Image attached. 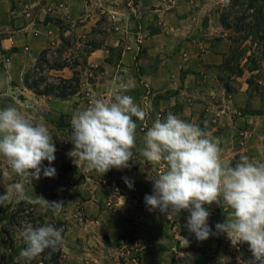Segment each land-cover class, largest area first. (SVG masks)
<instances>
[{"label": "crops", "instance_id": "obj_1", "mask_svg": "<svg viewBox=\"0 0 264 264\" xmlns=\"http://www.w3.org/2000/svg\"><path fill=\"white\" fill-rule=\"evenodd\" d=\"M130 1L137 3V9L132 10L138 13V21L127 17L131 11ZM167 5L168 0H0V32L15 40L16 49L11 51L8 40L0 37V47L11 60L7 68H0V94H7L10 98L9 81L14 79L21 83L30 68V62L20 60L25 49L38 56L57 43L62 45L63 40L68 41V34L72 35L73 42L81 40L78 46L85 49L90 71L102 68L100 78L81 84V87H87L86 96L81 97L79 91L68 100L48 97V103H40L50 112L46 118L39 116L37 123H44L53 135L57 151L51 167L55 168L56 175L45 178L41 174V178L34 181L30 178L28 191L30 195L37 192L44 196L49 194L52 197L49 201L64 202L63 209L59 215L54 214V219L67 227L63 246L65 264L111 261L124 247L125 241L132 237H139V242H143L140 264H247L253 258L245 250L233 257L229 255L230 249L224 244L226 234L197 240L184 227L189 215L187 211L166 218L158 211L150 212L146 208L144 197L152 193L151 179L167 170L166 162L154 164L142 156L140 150L145 147L146 131L157 118L163 119L169 112L202 128L204 114L211 110L206 96H215L217 66L223 55L229 52L227 45L224 50L210 47L208 39H205L208 42L205 48L202 43L206 36L200 34L192 40H185V32L175 29L189 27L190 21L168 19L176 12L168 11ZM111 14L118 17L113 24L115 31L98 32L97 28L105 27L106 15ZM156 14L163 18L155 19ZM64 27L70 30H64ZM94 30L97 33H93ZM89 44L99 47L89 54L86 53V49H92ZM112 49L120 53L117 71L113 69L114 64L107 62ZM185 54L188 60L184 59ZM138 59L144 61L142 73L136 67ZM157 60L172 63L163 62L158 68H152L151 61ZM66 70L57 72L65 73ZM121 79L125 82L131 80V86L124 94L133 97L147 113L143 121L133 117L137 124L133 161H129L128 168H113L104 175L95 170L88 171L69 141L71 117L76 111L87 108L93 99L114 100L110 89ZM239 80H246L245 76ZM145 87L153 90L154 95H144ZM248 90L246 83L243 84L242 93L235 98L248 95ZM256 100L235 102L239 108L250 106L255 111L263 110L264 103H255ZM10 105L14 106L7 102L5 108ZM219 108L218 126L222 131L214 138L220 141L222 160L231 165L236 157L245 153L250 160L264 162V129L260 127L264 123V114L233 117L221 105ZM243 124L248 125L246 133L241 129ZM244 134L250 139L248 148L242 151L238 142ZM43 166H49L48 162L44 161ZM124 177L133 182L131 189L125 184ZM205 207L211 213L208 223L213 232L215 225L223 223L232 212L223 203ZM133 245L136 246V242Z\"/></svg>", "mask_w": 264, "mask_h": 264}, {"label": "clouds", "instance_id": "obj_2", "mask_svg": "<svg viewBox=\"0 0 264 264\" xmlns=\"http://www.w3.org/2000/svg\"><path fill=\"white\" fill-rule=\"evenodd\" d=\"M131 83L130 79H121L110 89L114 100L93 99L87 108L71 117L69 141L88 171L104 175L113 168H128L129 161H133L137 129L133 117L143 121L147 113L133 97L124 94ZM144 141L142 156L150 163L166 162L167 168L151 179L152 193L144 197L147 210L158 211L166 218L187 211L184 227L197 240L226 234L231 241L249 245L253 258L247 264H264V162L241 155L234 166L226 164L218 138L172 112L154 121ZM56 151L53 135L44 123H34L13 106L0 110V156L16 174L33 181L39 180L41 174L54 177L56 170L51 165ZM44 161L49 166H43ZM123 179L131 189L133 182ZM17 192H23L22 183L9 185L0 195V203ZM29 203L55 215L64 207L62 200L48 201L37 195ZM220 203L232 212L223 223L215 225L213 232L208 223L211 213L205 205ZM62 233V228L51 224L33 227L25 223L21 236L26 247L20 256L31 260L47 249L57 251L66 244Z\"/></svg>", "mask_w": 264, "mask_h": 264}, {"label": "rangeland", "instance_id": "obj_3", "mask_svg": "<svg viewBox=\"0 0 264 264\" xmlns=\"http://www.w3.org/2000/svg\"><path fill=\"white\" fill-rule=\"evenodd\" d=\"M130 13L127 15L128 19L132 21H138L140 17L138 16V13L134 12L132 9H137V3L136 1L131 2L130 1ZM232 0H168V11H175L176 14H171L168 19L170 20H177V19H187L190 21L189 27L187 28H179L175 29L177 31H184V38L185 40H192L196 35L200 34L204 37V44L203 46L208 45L207 43L210 42L211 46L213 48H218V50H224V46L227 45L229 47V52L227 54L223 55V58L221 60V63L217 66V73L216 78L218 82V86L215 89V96L209 97V100L206 102L210 103L211 110L204 114V121L206 122L203 124L202 129L207 132L211 137H214L215 135H218L219 132L222 131V127L220 128L218 126V119H220V114L218 113V110H220L219 106H222V109H226L228 114H232V116L240 117L244 116L246 114H252L253 116L257 117L262 114H264L263 110H252L250 106H245V108H239L236 103H251V100L253 98H257L255 103H264V70H262L259 73H256L257 80H255L256 86L260 87V91L258 94L254 92V88L250 89V86L248 85V81L251 79V74L248 72H245L244 81H241L239 79H236V82H234V78L231 79L230 76L224 75L222 66L225 62L226 56L230 55L232 50V42L230 40V36L234 34V30L225 31L222 25V16L224 14L227 15L229 13L230 8L232 7ZM177 6V7H176ZM179 8V9H178ZM117 15H106L105 19V27H99L97 28V31L100 33H108V32H114L116 28L113 27L114 21L117 20ZM163 17H161L159 14H156L155 19L160 20ZM64 30H70L69 27H64ZM128 31L131 32L129 29ZM67 32V31H64ZM0 37L2 39L8 40V46L11 48V51L14 50V46H11L9 43V37L8 34L5 32H0ZM68 41L71 39L72 35L68 34L67 36ZM205 39H208L207 41ZM202 40V39H201ZM221 40L224 43L221 42ZM15 41V40H14ZM206 48V46H205ZM16 51V49L14 50ZM46 52H48V55L44 58V74L41 76L42 79L46 78V82L42 85L43 88L51 85H58L60 84V79H65V77H74V72L72 69H76L77 66L74 63V61L79 64L84 63L86 60V55L84 53V49L79 47L75 42L70 43L69 46L67 45H60L55 44L50 49H48ZM112 56L110 59H108L109 64H114L113 69L118 70L120 66V62L118 60L119 54L118 51L115 52V50L112 49L111 51ZM0 54H2V59H0V68H7L6 65L10 64V56L4 55L5 52H3L2 48L0 47ZM41 55L35 56L31 53V50H24L23 59L21 58V62L24 61L25 63H31L30 68L26 71V73L22 77V82L18 83L17 80L11 79L9 81L10 84V92L9 97L7 98V94L4 95V93L0 94V104L1 108L0 110L5 109V105L7 102L13 103V107H16L18 110H20L23 114H25L29 119L33 120L34 123H37V119L39 116H44L45 118L50 115V112L47 107L42 106L43 104L40 103H48V97H40L34 94L32 91L26 88L25 86V79L26 76L35 69V66L37 62L40 60ZM1 56V55H0ZM185 60H188L189 57L187 55H183ZM9 58V61H8ZM66 60H71L72 63L70 65V69H67L65 73H59L57 71L51 70L52 67H54L56 64H59L60 62L63 63ZM142 59H138L136 61L137 69H139L140 73H142V70L145 69L143 65L144 61L141 62ZM213 61V60H212ZM163 62L172 63V61H166V60H157V61H151L152 68L162 64ZM186 61L185 63H187ZM191 62V60H190ZM171 68V67H168ZM102 68L98 69H92L93 71H90V69L87 66H84L82 69H79L78 72L80 73V86L79 90L81 91V97L86 96L88 94L87 87H81V84H86L90 82L92 79L100 78L102 76V73L100 72ZM172 69V68H171ZM97 71V72H96ZM89 72V73H88ZM96 72V73H95ZM95 73V74H92ZM71 78V79H72ZM104 80V79H103ZM96 81V80H95ZM220 83V84H219ZM248 86V95L241 94L240 96L236 97L237 94L242 93V87L243 84ZM228 88V89H227ZM146 92L144 95L147 97H151L154 95V91H150L149 88H146ZM159 97V96H158ZM237 101V102H235ZM39 105H41V109L39 110ZM11 106V105H10ZM9 106V107H10ZM239 109V110H238ZM163 116V114H161ZM164 117V116H163ZM262 129H264V123L260 125ZM241 129L244 133L248 132V125L243 124L241 126ZM241 140L238 142L240 146V150H245L248 148L247 142L250 139L249 137H246L245 134L241 135ZM261 145V143H260ZM241 155H245V153H241ZM236 157L234 161L232 162V166L235 165V163L238 161L239 157ZM31 177H22L18 174H16L10 166L7 164L6 159L2 156H0V184L6 189H8L9 185L14 183H22L23 184V192L22 193H14L13 196L7 201V204L11 203H20V202H27L32 206L31 211L35 213V216L42 217L46 221L55 220L54 219V213L51 210H45L40 205H34L29 203V199H34L37 196H42L46 200H52V197L49 194L41 195L37 192L30 195L28 191L29 182L28 180ZM27 221V219H26ZM18 224L11 230L12 237L14 238H8L5 235L2 234V228L3 226L0 224V264H41L43 258L38 256L34 259L28 260L26 258H22L20 256V252L24 249V246L22 243H25L22 236H21V230L23 228V222L22 220H19L17 222ZM22 223V224H21ZM20 225V226H19ZM22 225V226H21ZM17 240L16 247L12 249L13 240ZM139 237H132V239L125 241V245L123 248L119 249V251L114 254L111 261L104 260L102 264H140V256L141 252L144 249V246L142 245L143 242H139ZM141 240H144L143 238ZM134 242H136V246H134ZM225 246L226 248L230 249V252H228L229 255L236 256L240 250H245V252L248 254H252L249 250V245L247 243L240 242L238 243L235 239L232 241L225 236ZM238 261V260H234ZM232 264V263H231Z\"/></svg>", "mask_w": 264, "mask_h": 264}, {"label": "trees", "instance_id": "obj_4", "mask_svg": "<svg viewBox=\"0 0 264 264\" xmlns=\"http://www.w3.org/2000/svg\"><path fill=\"white\" fill-rule=\"evenodd\" d=\"M231 6L229 13L222 16L224 30H234V34L230 36L233 44L232 50L230 55L226 56L222 70L224 75L230 76L231 79L234 78V82H236V79L242 78L245 72L251 74V79L247 83L250 89L254 88V92L258 94L260 87L256 86L255 80H257V76L255 74L264 70V0H232ZM93 33H97V31L94 30ZM74 41L77 45L81 43V40L78 42V39ZM63 42V45L69 46L73 41L70 39L69 41L63 40ZM89 45L92 46L91 44ZM98 47V45L94 44L90 51L86 49V53L90 54ZM47 55L48 52H44L37 62L35 69L26 76L25 86L40 97L68 100L80 91V73L78 70L87 66V61L85 60L82 64L74 61L73 64L77 68L72 69L74 72L72 79H60V84L43 88L42 85L46 82V78L42 79L43 77L41 78V76L44 74V58ZM71 63V60H66L63 63L60 62L52 67L51 70L63 71L70 69ZM5 192L6 189L0 184V195H3ZM31 208L32 206L27 202L7 204V201H5L0 203V224L3 226L2 234L8 238H14L12 237L11 230L18 224L19 220H22L23 224H21L23 227L25 223H30L33 227L51 224L58 229L62 228V236L63 238L65 237L67 231L65 224L56 220L46 221L42 217H37L31 211ZM12 240V249H14L17 240ZM22 244L25 248L26 244ZM40 257L43 258L41 264H65L63 247L57 251L47 249Z\"/></svg>", "mask_w": 264, "mask_h": 264}, {"label": "built area", "instance_id": "obj_5", "mask_svg": "<svg viewBox=\"0 0 264 264\" xmlns=\"http://www.w3.org/2000/svg\"><path fill=\"white\" fill-rule=\"evenodd\" d=\"M9 43H10L11 46H14L15 45L14 39L10 38L9 39ZM8 61H9V58H8Z\"/></svg>", "mask_w": 264, "mask_h": 264}]
</instances>
